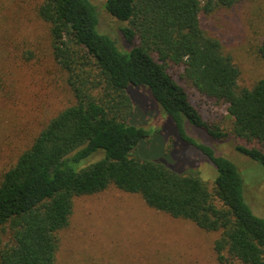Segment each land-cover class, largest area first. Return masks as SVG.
Returning a JSON list of instances; mask_svg holds the SVG:
<instances>
[{
  "label": "trees",
  "instance_id": "obj_1",
  "mask_svg": "<svg viewBox=\"0 0 264 264\" xmlns=\"http://www.w3.org/2000/svg\"><path fill=\"white\" fill-rule=\"evenodd\" d=\"M242 1L105 0V10L127 22L119 28L127 49L99 31L98 11L90 0L36 3L50 57L72 99L12 164L0 169V232H9V242L0 239V264H55L58 233L69 224L74 197L110 185L138 194L150 208L173 218L218 231L213 250L219 263L264 264V217L246 201L238 167L185 130L188 123L219 142L232 136L234 150L264 168V76L250 86L239 85V67L200 22V13ZM4 24L0 20V101L6 102L15 93L9 89L4 39L15 33ZM33 53L31 48L22 52L27 61ZM258 53L264 59V37ZM174 67L200 94L225 103L230 132L203 119L168 71ZM129 85L146 86L181 140L214 165L212 191L193 170L175 172L139 154V141L150 135L128 123ZM260 190L264 199V180Z\"/></svg>",
  "mask_w": 264,
  "mask_h": 264
},
{
  "label": "rangeland",
  "instance_id": "obj_2",
  "mask_svg": "<svg viewBox=\"0 0 264 264\" xmlns=\"http://www.w3.org/2000/svg\"><path fill=\"white\" fill-rule=\"evenodd\" d=\"M38 1L0 0L4 7L0 20L15 33L4 39L9 51L6 70L12 76L9 89L15 94L6 102L0 101V169L12 164L46 121L72 99L63 73L56 71L50 57L45 24L35 15ZM90 1L98 11L99 31L127 49L119 30L127 22L110 15L104 8L105 0ZM200 22L239 67V85L250 86L264 76V59L258 53L264 37V0H244L231 7L202 12ZM26 48L34 52L28 61L22 54ZM168 71L186 89L190 102L205 121L224 132L231 131L232 119L223 101L200 94L178 77V68ZM126 93L132 102L128 123L146 129L150 135L139 141V154L175 172L193 170L212 191L214 165L197 148L181 140L150 90L143 85H129ZM185 130L235 163L245 181L246 201L264 217L260 190L264 168L237 153L233 148L237 141L232 136L219 142L188 123ZM0 233L1 244L9 242V232ZM58 235L55 264H221L213 250L218 231L202 230L191 221L150 208L138 194L113 185L96 194L74 197L69 224Z\"/></svg>",
  "mask_w": 264,
  "mask_h": 264
}]
</instances>
